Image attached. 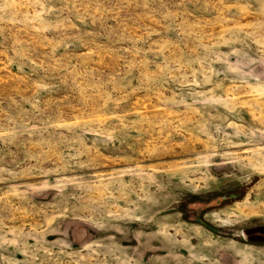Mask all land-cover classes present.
<instances>
[{
	"label": "rangeland",
	"instance_id": "374dc122",
	"mask_svg": "<svg viewBox=\"0 0 264 264\" xmlns=\"http://www.w3.org/2000/svg\"><path fill=\"white\" fill-rule=\"evenodd\" d=\"M0 264H264V0H0Z\"/></svg>",
	"mask_w": 264,
	"mask_h": 264
}]
</instances>
